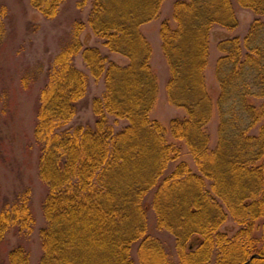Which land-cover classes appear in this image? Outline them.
Here are the masks:
<instances>
[{
    "label": "trees",
    "instance_id": "obj_1",
    "mask_svg": "<svg viewBox=\"0 0 264 264\" xmlns=\"http://www.w3.org/2000/svg\"><path fill=\"white\" fill-rule=\"evenodd\" d=\"M29 1L54 17L64 0ZM87 1V21L74 23L47 70L27 142L37 147L44 183L46 223L37 264H134L135 243L140 264H264V231L251 236L255 220L264 216V0L173 2L159 32L167 100L184 115L172 117L168 127L150 117L157 75L140 30L158 17L163 0H77L76 6ZM237 8L255 17L242 38L225 35L216 43L217 138L209 147V40L214 28L238 26ZM86 25L105 52L82 48L78 36ZM80 50L87 74L73 64ZM110 54L127 63L117 64ZM89 74L104 80V91L92 98L94 120L74 124ZM182 143L195 169L182 159ZM30 193L27 186L0 193V244L9 242L8 231L17 239L31 233ZM148 208L156 227L174 238L177 262L148 234ZM228 216L239 225L232 236L219 230ZM11 247L6 264H29L23 242Z\"/></svg>",
    "mask_w": 264,
    "mask_h": 264
},
{
    "label": "rangeland",
    "instance_id": "obj_2",
    "mask_svg": "<svg viewBox=\"0 0 264 264\" xmlns=\"http://www.w3.org/2000/svg\"><path fill=\"white\" fill-rule=\"evenodd\" d=\"M174 1L163 0L158 17L140 27L151 44L150 63L157 75V98L150 117L157 119L165 127H168L172 117L184 115L183 109L170 105L167 100L165 81L168 71L162 55L159 32L161 21L171 16ZM76 2L77 0H64L54 17H45L31 6L29 0H0V23L2 24L0 35V193L8 195L14 188L29 187L31 189L30 205L35 220L31 233L24 238H15L16 234L13 230L7 232L4 240L9 242L0 244V264H6L8 251L17 240L23 242L30 251L29 264H37L41 255L40 230L46 223L42 211L44 183L37 175V147L28 148L27 142L32 135L38 93L46 81L47 70L54 56L69 42L74 23L79 20L87 21L90 1L81 8L76 6ZM236 15L238 26L234 30L224 29L227 32L225 34L220 28H214L209 40L205 79L207 91L214 104L211 118L206 125L209 147L216 145L217 138L218 115L214 102L218 94L214 75L215 54L218 56L216 43L225 35L238 34L242 38L255 17L251 10L242 8L236 9ZM78 37L82 48L92 45L98 46L101 52L106 51L87 25ZM109 56L119 65L127 63V59L119 54ZM73 64L86 74L89 73L82 59V50L74 56ZM103 91L104 80L101 78L96 80L89 74L87 95L74 117V124H84L94 120L92 98L101 95ZM110 121H112L111 118ZM122 123L120 121L118 125L116 124L115 129H119ZM167 135L170 136L169 133ZM181 148L182 159L195 169L196 166L183 143ZM151 195L152 191L146 196L145 204H149ZM219 230L232 236L238 232L239 225L228 216ZM263 231L264 216L255 220L251 236L259 238ZM147 232L161 241L169 260L178 261L174 238L168 232L156 227L151 208L147 210ZM131 253L134 264H140L137 243L132 246Z\"/></svg>",
    "mask_w": 264,
    "mask_h": 264
},
{
    "label": "crops",
    "instance_id": "obj_3",
    "mask_svg": "<svg viewBox=\"0 0 264 264\" xmlns=\"http://www.w3.org/2000/svg\"><path fill=\"white\" fill-rule=\"evenodd\" d=\"M220 30H221L222 33H225V34L227 33V32H225V30L222 29V28H220ZM215 58H217V55H216V54H215Z\"/></svg>",
    "mask_w": 264,
    "mask_h": 264
}]
</instances>
